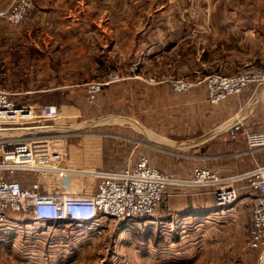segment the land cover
<instances>
[{"label": "rangeland", "instance_id": "obj_1", "mask_svg": "<svg viewBox=\"0 0 264 264\" xmlns=\"http://www.w3.org/2000/svg\"><path fill=\"white\" fill-rule=\"evenodd\" d=\"M111 1L112 23L98 32L97 43L83 44L89 51L103 44V52L113 54L105 63L98 62V74L68 69V75L52 76L32 70V59L39 56L32 46L26 47L28 31L23 28L31 29L27 21L35 0L30 18L19 25L0 17L9 24L3 26V37H22L26 43L13 51L10 65L0 58V88H6L17 104L33 109L29 117L0 121V146L12 136L46 133L56 122L54 129L67 134L68 156L62 164L73 170L74 191L93 189L96 171L135 163L139 154L162 171L175 172L182 184L170 185L167 199L151 215L102 216L96 224L66 225L35 222L23 212L12 214L9 225L0 227V264H261V250L248 244L259 191L243 176L264 166V146L250 149L245 135L264 131V0ZM98 14L104 15V10ZM39 32L32 34L35 39L45 36ZM89 36V31L83 35ZM78 46L59 44V50L50 45L49 50L69 62ZM23 54L29 60L24 61ZM91 64L97 66L89 57ZM111 72L114 79L105 83ZM129 74L141 77V90L134 92L138 100H122L121 84ZM238 75L246 82L239 92L222 99L212 95L213 78ZM66 82L80 84L46 94L36 90ZM92 82L105 84L90 101ZM23 83L31 91L15 88L26 87ZM47 104L58 107L55 120L41 118ZM236 116L243 120V129L232 138L227 128ZM42 124L47 127L40 128ZM223 131L225 140L239 139L246 153L213 158L210 153L223 150L218 143ZM216 133L219 136L212 137ZM195 166L214 168L223 178L240 176L234 180L237 198L218 204L213 185L190 183ZM10 174L25 186L36 180L23 170ZM61 177H56L57 183ZM52 183L42 190L57 187ZM190 201L204 205V210L189 214Z\"/></svg>", "mask_w": 264, "mask_h": 264}, {"label": "built area", "instance_id": "obj_2", "mask_svg": "<svg viewBox=\"0 0 264 264\" xmlns=\"http://www.w3.org/2000/svg\"><path fill=\"white\" fill-rule=\"evenodd\" d=\"M33 0H16L8 7L0 9V17L13 25H19L30 18ZM111 72L109 79L114 75ZM103 82H92L88 93L93 101L95 93ZM243 75L212 79V95L222 99L228 94L239 92L245 84ZM187 88L188 84H181ZM33 109L19 105L11 98L6 88H0V121H11L19 117H29ZM60 111L54 104L42 108L43 120H55ZM233 120V119H232ZM51 123L46 133L34 136H12L3 139L0 146V227L8 226L10 216L19 212L32 216L35 222H53L56 224H96L102 216L125 219L151 215L162 205L169 195V186L182 184L175 172H164L151 165L149 157L139 154L135 163L130 162L121 170L96 171L97 182L93 191L71 189L72 169L63 163L68 156L66 148L67 134ZM47 127L42 124L40 128ZM243 129V120L238 116L227 130L236 137ZM54 131V132H53ZM43 132V131H42ZM250 149L264 146V131L245 133ZM17 170L31 172L36 178L29 186L12 177ZM94 173V172H93ZM27 174V173H25ZM28 175V174H27ZM58 176L61 183H57ZM250 185L256 187V198L251 218L249 242L251 247L261 250L260 261L264 264V166L244 174ZM223 178L203 166L194 168L193 185L214 186L218 204H229L237 198L238 187L234 180ZM55 183L57 187L42 190L45 185Z\"/></svg>", "mask_w": 264, "mask_h": 264}, {"label": "crops", "instance_id": "obj_3", "mask_svg": "<svg viewBox=\"0 0 264 264\" xmlns=\"http://www.w3.org/2000/svg\"><path fill=\"white\" fill-rule=\"evenodd\" d=\"M14 0H0V9L6 5H9L13 2ZM170 1V0H169ZM112 4V1L106 0L105 3H101L100 0H35V7L32 10L31 16L27 21V25L29 24L31 29L28 27H24L25 32L27 34L24 35L27 40V44L30 46L26 47H31L37 52L39 58H34L32 59V70L34 69L35 71L40 72L41 74H45L46 72L48 75L52 76H57V75H68L69 71L68 69H77L78 72L75 74H80L81 71L84 73L81 74H98L99 70V63H105L104 59H108L112 57V53L108 54L109 52H103L105 51L104 49L100 48V44L96 47L95 50L89 51L83 45L84 43H93V42H98L96 38H101L98 34L104 31L105 29L108 28V24L112 23V20L114 19V6ZM232 10L235 11L236 8L232 5H230ZM238 10L240 8L237 7ZM104 10V15L98 14V12ZM34 12V15H33ZM9 25L6 23L5 20L0 18V58L1 62L6 63V65H10L9 59L13 57V51L19 48V44L21 45H26L22 37L14 38L15 41L12 39L7 40L3 36V26ZM102 24L104 28L102 27ZM94 27L95 29L90 30L91 27ZM100 28V29H99ZM39 30H42L39 32ZM89 31L90 36L88 38L83 37L84 34H87ZM42 33L45 34L44 37H41L39 40L35 39L32 34H38ZM30 38V39H29ZM79 44L81 45L80 47H77L78 52H75L73 58H66L69 60V62H65V58L60 52H51L49 50L50 45L54 46L57 48L59 44L62 45H73V44ZM108 43V42H107ZM106 44V43H105ZM5 46H9L10 48H5ZM12 46H17V47H12ZM104 46V45H103ZM54 48V49H55ZM85 48V49H84ZM59 49V47H58ZM60 50V49H59ZM43 52V53H41ZM12 53V55H11ZM89 53H92L90 56ZM23 60L27 61L29 60V55L23 54ZM89 57L91 59L96 60L97 66H94L91 64L89 66ZM89 66V67H88ZM88 67V68H87ZM87 70L85 71V69ZM99 75H97L98 77ZM140 75H133L129 74L125 80H123V83L121 86L123 87V91L121 94L122 100L124 101H134L140 99V95L137 94L135 95V91L141 90L138 86L139 84H142V80L140 79ZM84 82V81H83ZM81 82V83H83ZM25 84V83H23ZM21 84V85H23ZM73 84H80V83H61L53 87H40L39 89L36 90H41V92H44L45 94L52 89H68L69 87H72ZM17 85V84H16ZM26 85V84H25ZM29 84L27 83L26 87L25 86H18L15 87L17 89L23 88L24 91H31V87L28 86ZM153 88L155 87V84H152ZM36 88V87H34ZM111 90H113V86L109 87ZM16 89V90H17ZM48 92V93H49ZM116 96V94L113 95V97ZM14 99V98H13ZM38 101H41L39 98L36 97ZM100 96L99 100L100 101ZM15 100V99H14ZM33 101V99L31 98ZM16 101V100H15ZM76 108V106H73ZM136 120L139 121L137 117H135ZM220 136L218 133L214 134L212 137H217L219 136L218 143L223 147V150L216 151L214 153H210L213 155V158H218L222 160L229 159L230 157H235L242 155L243 153H246V151L243 149H240L238 144H239V139H229L225 140L224 137V131L220 132ZM229 134V133H228ZM217 135V136H216ZM230 135V134H229ZM231 137V136H230ZM132 140L138 141L137 137H129ZM233 138V137H232ZM134 151V150H132ZM133 154L134 152H130ZM129 153V154H130ZM128 164V163H127ZM126 161L121 164H114V166L108 168L109 171H115V170H121L122 168L127 166ZM155 165V164H154ZM196 167V166H195ZM212 171H215L214 168H211L209 166H205ZM217 172V171H216ZM246 173V172H245ZM235 176V175H231ZM238 176V175H237ZM173 187V186H172ZM94 189V188H93ZM93 189L88 190V191H93ZM204 205H196L192 204V202H189V206L187 205L186 208L190 209L189 214H192V211H203ZM180 209V208H178ZM53 223V222H50Z\"/></svg>", "mask_w": 264, "mask_h": 264}, {"label": "bare ground", "instance_id": "obj_4", "mask_svg": "<svg viewBox=\"0 0 264 264\" xmlns=\"http://www.w3.org/2000/svg\"><path fill=\"white\" fill-rule=\"evenodd\" d=\"M4 130H6V129H4Z\"/></svg>", "mask_w": 264, "mask_h": 264}]
</instances>
